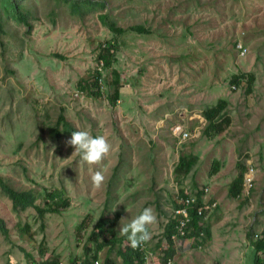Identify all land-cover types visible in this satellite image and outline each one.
Listing matches in <instances>:
<instances>
[{"label":"rangeland","instance_id":"374dc122","mask_svg":"<svg viewBox=\"0 0 264 264\" xmlns=\"http://www.w3.org/2000/svg\"><path fill=\"white\" fill-rule=\"evenodd\" d=\"M22 5L27 23L0 14V177L32 193L41 209L50 193L68 205L41 217L34 206L15 207L0 182L7 231L0 230V264L83 259L103 217L126 247L120 223L144 208L157 217L144 264L163 262L182 190L203 191L210 207L201 221L211 234L183 251L174 239V262L254 264L264 230V0ZM102 15L149 31L119 36L110 68L100 54L115 34ZM73 131L106 136L109 154L96 165L81 162L66 144ZM183 156L195 159L187 175L178 168ZM96 170L105 175L99 189ZM118 247L102 250L99 263L109 256L125 264Z\"/></svg>","mask_w":264,"mask_h":264},{"label":"trees","instance_id":"16d2710c","mask_svg":"<svg viewBox=\"0 0 264 264\" xmlns=\"http://www.w3.org/2000/svg\"><path fill=\"white\" fill-rule=\"evenodd\" d=\"M0 14H8L12 15L16 18L18 22L27 23V14L23 10L22 0H0ZM102 20L109 26L110 30L115 34V37L112 41L107 42L104 45L103 52L100 54V61L102 62L103 67L110 68L114 61H115V51L118 50V38L119 36L123 35L127 30H131L137 33H148L149 31L145 29L141 25L132 26L129 29H124L119 27L113 20L108 18V15H102ZM96 82H93V86L97 85ZM81 88V87H80ZM84 88V87H83ZM82 88V89H83ZM222 103L225 101H221ZM63 119V116L61 117ZM216 127L217 124L211 123V127ZM194 157L186 158L182 157L179 162V170L184 172L186 175L189 174L195 164ZM244 172L245 169L241 171L239 177L233 182L232 185V194L234 197L238 196L243 188L244 185ZM0 182L4 185L6 192L11 197L14 206L20 207H29L34 206L41 217L44 216L46 212H60L61 207H66L68 205L67 199H60L57 193H50L48 194L50 199H47L46 204L47 208L41 209L38 205L35 204V197L32 193L28 191H18L11 188L8 184H5L0 177ZM197 197V201L192 203L188 206V213L190 222L186 226V230L190 233L188 237H195L196 239L200 236V233L203 232L206 235V239L210 238V228L206 225L202 224V218L204 214L200 216L198 214V209L204 207V202L202 199V190H196L194 193ZM181 197H187L188 195L182 190L180 192ZM178 203V202H177ZM176 203V204H177ZM179 205L177 204V207ZM178 220L173 219L171 223L167 226V238L170 244V248L164 251L163 255V263L167 258H173L174 249H173V241L171 239L172 235L175 233V224ZM107 219L103 217L100 219L96 226V231L92 233L90 240L94 242V245H86L85 246V256L83 259L75 260L71 264H96L99 262V256L102 250L109 249L111 250L115 246H119L120 256L123 258V262L125 264H144L145 263V253L140 249H133L129 243H126V247L122 246L121 243L124 241L123 237H117L115 232L114 224L110 223L107 225ZM83 228V225L79 227V230ZM0 230L3 233H7L3 221L0 219ZM93 246V247H92ZM120 246H122L120 248ZM255 257H254V264H264V258L262 259V255L264 254V230L262 233L257 234V238L253 243ZM34 264H60L57 259L42 261L39 263L34 262ZM103 264H117L113 259L107 257L103 261Z\"/></svg>","mask_w":264,"mask_h":264},{"label":"clouds","instance_id":"9594fccd","mask_svg":"<svg viewBox=\"0 0 264 264\" xmlns=\"http://www.w3.org/2000/svg\"><path fill=\"white\" fill-rule=\"evenodd\" d=\"M66 144L74 148L73 155H79L80 160L88 165L99 164L110 152L111 145L106 136H91L87 131H73ZM105 181L102 170H96L91 175L94 188L99 189ZM124 219H121L123 221ZM157 222V217L151 208L143 211L128 223L119 226V235L127 236L129 245L137 249L148 243L151 239L149 226ZM145 252V251H144ZM100 264L99 262H96Z\"/></svg>","mask_w":264,"mask_h":264},{"label":"built area","instance_id":"2783aa9c","mask_svg":"<svg viewBox=\"0 0 264 264\" xmlns=\"http://www.w3.org/2000/svg\"><path fill=\"white\" fill-rule=\"evenodd\" d=\"M196 201H197V197L195 196V194H189L187 197H180V201H178L179 206L176 208L177 210L175 211V215L173 218V219H177L178 221L175 224V233L171 237L172 241H174L175 239V241L178 240L180 242L178 248L183 249V248H187L188 246H193L196 244V238L188 237L190 233L186 230V226L190 222L189 213L187 211L188 206H190L192 203ZM203 202H204V207L198 209V214L200 216H202L204 212L210 207L209 205H207V203H205V201ZM203 234L204 233L201 232L199 237L202 238L204 236ZM182 241L185 244V246L182 245L181 247ZM186 241H188L189 243L187 244ZM145 245L137 249L145 251ZM162 264H176V263L174 262L173 258H167L165 260V263Z\"/></svg>","mask_w":264,"mask_h":264},{"label":"crops","instance_id":"0c3cea01","mask_svg":"<svg viewBox=\"0 0 264 264\" xmlns=\"http://www.w3.org/2000/svg\"><path fill=\"white\" fill-rule=\"evenodd\" d=\"M187 249H188V247H187V248L180 249V251H181V250H182V251H183V250H187ZM102 252H103V251H102ZM146 252H147V251H146V249H145V252H144L145 255H146ZM152 253H154V255H155V252H152ZM101 254H102V253H101ZM117 254H120V252H119V247H118V250H117ZM107 257H109V256H107ZM107 257H106V258H107ZM109 258H111V257H109ZM111 259L114 260V258H111ZM104 260H105V259H104ZM145 260H146V259H145ZM114 261H115V260H114ZM163 262H164V261H163ZM163 262H159L158 264H162ZM118 264H119V263H118Z\"/></svg>","mask_w":264,"mask_h":264}]
</instances>
